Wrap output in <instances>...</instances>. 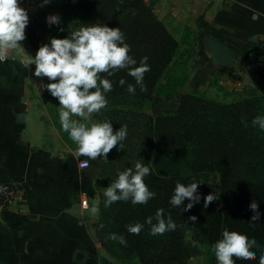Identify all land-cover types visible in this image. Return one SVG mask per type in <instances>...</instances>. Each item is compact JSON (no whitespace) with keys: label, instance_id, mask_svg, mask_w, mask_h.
Wrapping results in <instances>:
<instances>
[{"label":"trees","instance_id":"16d2710c","mask_svg":"<svg viewBox=\"0 0 264 264\" xmlns=\"http://www.w3.org/2000/svg\"><path fill=\"white\" fill-rule=\"evenodd\" d=\"M61 24L46 23L45 11L29 15L26 41L37 52L50 39L66 38L72 31L91 24L119 27L130 45L129 55L137 60L148 57L150 71L145 74L147 92L130 94L127 84H135L127 71L111 77L113 90L106 93L108 106L98 122L110 121L114 131L127 126L128 136L100 161L96 171L98 187L111 176L115 165L121 169L129 160H140L150 167L145 177L149 190L156 195L147 204L133 205L119 201L105 208L100 197L95 236L101 247L120 264H156L170 232L153 236L145 224L139 235L128 233L126 225L145 223L158 209L165 218L176 223L184 206L169 204L177 182L198 185L201 200L196 204L192 222L187 229L193 243L213 246L225 229L255 239L256 259L236 260L235 264H259L264 254V131L252 126L256 116H264V94L245 88L243 97L223 102L205 97L195 88L185 90L187 76L171 73L161 82L172 60L177 41L144 0H59ZM63 28L64 31L59 29ZM106 76V74H105ZM126 81L125 86L119 80ZM216 192L219 200L204 207V197ZM259 205L260 219L250 222V203ZM8 228L19 227L27 221L25 215L6 209L0 212ZM122 235L127 246L110 240L109 234ZM210 264H217L216 259Z\"/></svg>","mask_w":264,"mask_h":264},{"label":"crops","instance_id":"0c3cea01","mask_svg":"<svg viewBox=\"0 0 264 264\" xmlns=\"http://www.w3.org/2000/svg\"><path fill=\"white\" fill-rule=\"evenodd\" d=\"M146 2L177 41L169 66L175 64L178 74L183 73L178 67L188 66L186 87L200 90L212 79L232 97L248 87L264 92V80L250 69L264 51V0ZM46 7L25 9L37 16ZM206 34L236 54L232 67L216 65L203 41ZM22 47L25 51L13 50L0 62V181L17 185L19 201L5 209L25 215L27 221L8 228L0 215V264H119L101 247L95 236L97 215L90 212L100 201L95 178L101 160L74 156L77 145L61 128L58 100L40 87L35 65L28 70L20 64L36 51L26 40ZM81 161L88 166L81 167ZM173 232L156 264H190L196 254L188 239L173 244Z\"/></svg>","mask_w":264,"mask_h":264},{"label":"clouds","instance_id":"9594fccd","mask_svg":"<svg viewBox=\"0 0 264 264\" xmlns=\"http://www.w3.org/2000/svg\"><path fill=\"white\" fill-rule=\"evenodd\" d=\"M51 0H41L40 6L48 5ZM28 11L21 7V0H0V62H5L13 50L23 49L22 42L26 40V28L29 24ZM49 27L61 24L59 14L46 17ZM64 31L63 28L59 29ZM125 34L119 27L111 28L105 24H91L72 31L66 38H51L49 43L42 44L35 56L25 55L20 64L30 70L35 65L33 75L41 81L40 87L46 89L59 102V122L62 130L68 134L76 145L74 156L85 157L87 161H108V155L117 145L122 150V141L128 136L127 126H121L114 131L110 121L92 122V117L100 115L108 106L106 93L113 90V83L106 77H111L124 70L132 77L135 84H127L130 94L147 92L144 77L149 72L148 57L137 60L129 55L131 48L125 42ZM24 50V49H23ZM25 51V50H24ZM106 74V76H105ZM48 83H43L44 79ZM120 86L126 81L119 80ZM74 117H76L74 119ZM22 114L17 115L20 122ZM252 126L264 131V116H256ZM87 166V163L85 164ZM151 174L150 167L140 163L118 173V178L110 183L104 191V207L113 203L131 201L133 205L147 204L155 197L145 183V177ZM202 181H193L185 185L177 182L169 204L172 207L184 206V211L192 209L201 200L198 185ZM204 207L219 200V195L209 193L204 198ZM253 216L250 222L260 219L259 205L253 200L250 205ZM93 216L99 213V207L93 205L90 209ZM153 223V217L146 218L145 223L126 225L128 233L139 235L145 224L150 226V234L163 235L175 231L177 224L171 216L165 218L164 210L158 209ZM197 221L196 216L188 218ZM110 240L118 241L127 246V240L122 235L109 234ZM259 245L257 241L249 239L247 235L225 229L222 238L213 245L217 264H235L236 260L253 261L256 253L252 251ZM259 264H264V254L259 257Z\"/></svg>","mask_w":264,"mask_h":264},{"label":"rangeland","instance_id":"374dc122","mask_svg":"<svg viewBox=\"0 0 264 264\" xmlns=\"http://www.w3.org/2000/svg\"><path fill=\"white\" fill-rule=\"evenodd\" d=\"M144 1L146 2V0H144ZM59 5H60L59 0H51V2L46 7L45 18L48 17L49 15H52V14H59V16H60L62 14V12L60 11ZM183 57L184 56L182 54L180 57H178L175 60V63L180 61L181 59H183ZM13 59H14V57H13ZM174 65L175 64H172V66L171 65L169 66V69L164 72L163 77L161 78L160 81L166 80V78L169 74L174 73V71H173V70H175ZM178 68H179V71L183 72L182 74H184L186 71L185 69H188V66L184 63V66L182 67L183 70L180 67H178ZM185 89L188 91L191 90V88L186 87V86H185ZM197 91L207 98H210V99H213L216 101H223V102L231 101L233 99L243 97V95H244V92H241L239 95L234 94V96L232 97L233 93L223 90V88H220L216 84V82L212 79L209 82V86H202L200 88V90H197ZM259 93L264 94V92H259ZM92 118H94V117H92ZM95 120L97 121L96 118H95ZM138 161L140 162V160H129L128 163L126 165H124L123 169H121L120 165H117V166L115 165V168H113L112 175L106 177L105 179H103V178L101 179L102 182L99 185L100 197H102V198L104 197V191H105L106 187H108L110 185V183L114 182L118 178L119 172H122L129 167H132L134 169L135 164ZM99 203H100V201H99ZM195 208H196V204L192 207L191 210H189L187 212H185L183 209V212L181 213L180 217L176 221V224L178 227L173 232L172 237L170 239L171 242H173V244L177 243L180 239L182 241H185V239L190 240L189 232L187 229L190 227L192 221H190L188 218L190 216H194ZM97 219H98V214H97ZM193 249L196 252V254L192 258V260L189 262L190 264H210V262H212V260L216 259L214 251H213V246H206V245L194 243Z\"/></svg>","mask_w":264,"mask_h":264},{"label":"built area","instance_id":"2783aa9c","mask_svg":"<svg viewBox=\"0 0 264 264\" xmlns=\"http://www.w3.org/2000/svg\"><path fill=\"white\" fill-rule=\"evenodd\" d=\"M41 0H21V7L26 8L36 6ZM13 59V58H12ZM250 69L264 80V51L251 63ZM87 161H81L80 166L86 167ZM19 201V191L17 185L12 181H0V209L9 208L10 205ZM82 207L87 206L86 199L81 200Z\"/></svg>","mask_w":264,"mask_h":264},{"label":"water","instance_id":"95a60500","mask_svg":"<svg viewBox=\"0 0 264 264\" xmlns=\"http://www.w3.org/2000/svg\"><path fill=\"white\" fill-rule=\"evenodd\" d=\"M203 41L217 66L232 67L235 64L237 56L231 49L207 34L204 35Z\"/></svg>","mask_w":264,"mask_h":264}]
</instances>
